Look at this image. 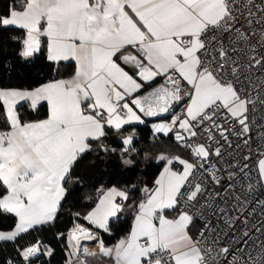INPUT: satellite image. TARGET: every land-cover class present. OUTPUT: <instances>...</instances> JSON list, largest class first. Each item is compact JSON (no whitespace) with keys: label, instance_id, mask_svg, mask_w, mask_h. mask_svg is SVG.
I'll use <instances>...</instances> for the list:
<instances>
[{"label":"snow or ice","instance_id":"snow-or-ice-1","mask_svg":"<svg viewBox=\"0 0 264 264\" xmlns=\"http://www.w3.org/2000/svg\"><path fill=\"white\" fill-rule=\"evenodd\" d=\"M238 5L239 0H12L5 5L0 32L22 33L12 38L18 39L19 56L43 55L54 75L35 86L0 87L5 121L0 128V215L16 220L12 231H0V242H16L53 224L61 202L73 192L70 185L81 179L75 168L88 155L115 156L131 168L138 154L134 126L183 101L181 114L173 112L169 122L152 128L154 136L171 134L191 159L158 155L157 163L163 162L159 175L151 187L139 189L138 201L127 205L134 215L126 235L106 247L98 232L78 227L69 253L75 260L69 264H88L87 258L96 256L108 258L106 264H264V246L256 256L245 253L247 260L236 256L244 252L249 232L237 241L235 226L227 221L229 232H217L208 219L197 233L192 231L194 210L226 211L210 203V196L201 203L209 191L207 180L215 185L222 180L211 158L222 156L221 141L231 145L230 136H248L249 112L257 103L264 106V88L252 84L257 72L264 73V0H246L247 15ZM4 45L0 39V48ZM65 67L72 74L57 79ZM158 77L164 83L153 86ZM146 86L151 91L141 94ZM45 106V119L21 116V109L39 112ZM201 170L207 178L197 176ZM258 170L264 181V158ZM128 201L129 191L102 188L85 219L111 234L112 221L120 219ZM81 236L96 241L98 252L82 247ZM17 255L20 260L3 264H37L53 250L38 241Z\"/></svg>","mask_w":264,"mask_h":264},{"label":"trees","instance_id":"trees-1","mask_svg":"<svg viewBox=\"0 0 264 264\" xmlns=\"http://www.w3.org/2000/svg\"><path fill=\"white\" fill-rule=\"evenodd\" d=\"M11 3L12 0H0V10ZM20 36L22 33L18 31L0 32V39L5 41V45L0 48V87H30L53 78L54 74L43 55L37 54L29 62L19 56L18 39L12 38ZM71 74L72 70L65 67L56 78H69ZM148 89V86L145 87L143 92ZM46 111V106L42 107L39 112H32L25 108L21 109V116L24 120H39L46 117ZM1 114L2 107H0ZM135 130L138 154L131 168L125 167L115 156L99 159L95 154L88 155L75 168V175L81 179L70 185L73 192L62 202L56 221L53 224L42 226L39 230L23 234L22 238L16 242H0V264L9 259L20 260L17 255L18 251L38 241L52 249L53 255L50 257L44 255L41 260L37 261V264H69V261L75 260V257L69 255L72 251L69 230L73 222L95 233L98 232L106 247H112L126 235L130 230L133 217V208L127 205L136 202L139 189L152 186L163 166V162L157 163V156L168 147L174 146L171 142V135L165 139H155L149 125L135 126ZM114 146L115 144L110 145V147ZM113 186L129 191V201L126 202L124 216L118 221H112L113 230L109 234L94 228L85 217L95 206L93 201L98 198V190ZM15 223V217L0 215V231H12ZM87 260L90 263L107 261L106 258L101 257L98 261L95 257H88Z\"/></svg>","mask_w":264,"mask_h":264},{"label":"built area","instance_id":"built-area-1","mask_svg":"<svg viewBox=\"0 0 264 264\" xmlns=\"http://www.w3.org/2000/svg\"><path fill=\"white\" fill-rule=\"evenodd\" d=\"M245 3L246 0H239L238 6L241 11H244L245 15H247V10L243 7ZM253 11L255 10L253 9ZM237 15H239V13H237ZM241 23H246L243 17H241ZM253 27L259 31L261 25L253 24ZM251 42L256 43L257 37L253 36ZM241 59L245 60L246 57L241 55ZM261 80H264V73L257 72L252 81L256 89L264 88V86L261 85ZM162 83H164V78L162 79ZM182 88H184L185 91L187 90L185 85H182ZM248 92H251L253 97L257 94L253 87H249ZM183 108V101L175 105L174 109L169 111V116L167 118L168 122L171 120L173 112L179 115L183 112ZM248 115L251 128L249 135L244 138L234 135L230 136L231 145L221 141L222 156H213L211 158V163L216 166L218 175L222 176V180L220 185H215L208 179V194L201 199V203H204V200L208 199L210 196V203L226 211L221 215L220 213L214 214L208 208L199 209L198 211L194 210L195 223L197 224L196 233L203 227L205 219L210 220V227L215 228L217 232L230 231L226 221L234 225L235 240L237 241L242 238L245 230L248 231L249 236L246 238L248 244L245 246L244 252L235 253L237 257H243L245 260L248 258L245 253H251L253 256H256L261 252V246H264V184L258 170L259 160L264 158L261 156V153L264 152V106L257 103L256 111H250ZM198 139L201 143L206 142V136L204 134L199 135ZM245 139L248 141L247 144L244 143ZM171 140L175 141L174 138H171ZM215 146L216 145H213V147ZM176 150L188 153V151L181 148L177 143ZM245 156L248 157L247 160L243 159ZM244 164H247L248 167L244 169V172H240L239 169ZM228 173H236V175L233 178H229ZM245 173H247V176H245ZM197 176L207 178V173L201 170L197 172ZM249 185H251V188L248 187ZM217 192L219 195H217ZM141 196L142 193L139 191L136 201H138ZM201 213H203V215H201ZM237 217H239V220ZM92 232L95 233L94 231ZM69 234L72 244L75 243V241L71 239L72 234L70 230ZM221 239L223 241L224 237L222 236ZM85 244L86 242L83 241L80 243L82 247H85ZM229 246L233 250L237 247L235 243H231ZM216 251H219L218 247ZM96 252H98V249ZM221 259L223 260V257H221ZM88 264H106V262L90 263L88 261Z\"/></svg>","mask_w":264,"mask_h":264},{"label":"crops","instance_id":"crops-1","mask_svg":"<svg viewBox=\"0 0 264 264\" xmlns=\"http://www.w3.org/2000/svg\"><path fill=\"white\" fill-rule=\"evenodd\" d=\"M32 59V58H31ZM31 59H29V60H25V61H27V62H29ZM118 62H120L121 63V61H118ZM123 66V65H122ZM127 70V69H126ZM162 79H163V77H158L155 81H153V85L154 84H156V83H159V82H162ZM147 87V86H146ZM145 89V88H144ZM144 89H142V93H143V91H144ZM141 93V94H142ZM46 118V117H45ZM45 118H43V119H45ZM143 125H149L147 122H145L144 124H137V125H135V126H143ZM134 126V127H135ZM5 127V121H4V118H3V115L1 114L0 115V128H4ZM171 142L174 144V146H172V147H168L167 149H165L163 152H161V153H164V154H167V155H180V156H182L183 158H185V159H191L190 158V156L188 155V153H186L185 151H177L176 150V143H175V141H173V140H171ZM160 153V154H161ZM162 170V169H161ZM159 175V174H158ZM263 182V184H264V181H262ZM107 189V188H106ZM63 202V201H62ZM62 202H61V204H62ZM125 208H126V206H125ZM124 208V209H125ZM124 211V210H123ZM132 215H134V211L132 212ZM124 216V213L122 212L121 214H120V218H122ZM88 221V220H87ZM114 221V220H113ZM88 223H90L89 221H88ZM91 224V223H90ZM94 228H96L93 224H91ZM192 231H193V234H195L196 233V231H197V224L195 223V227H193V229H192ZM99 250V249H98ZM96 259H97V261L100 259V256H96L95 257ZM106 258V257H105ZM108 258H106V260H107ZM97 263H99V262H97Z\"/></svg>","mask_w":264,"mask_h":264},{"label":"bare ground","instance_id":"bare-ground-1","mask_svg":"<svg viewBox=\"0 0 264 264\" xmlns=\"http://www.w3.org/2000/svg\"><path fill=\"white\" fill-rule=\"evenodd\" d=\"M78 227L82 228L84 230H87V231H91L90 229H88V228H86V227H84V226H82V225H80L78 223H73V225L70 228V233L73 234L74 230L77 229ZM82 241L86 242L85 247H88L90 250L97 251L98 246H97L96 241H94V240L89 241V240L84 239L83 236H81L79 243H81Z\"/></svg>","mask_w":264,"mask_h":264},{"label":"water","instance_id":"water-1","mask_svg":"<svg viewBox=\"0 0 264 264\" xmlns=\"http://www.w3.org/2000/svg\"><path fill=\"white\" fill-rule=\"evenodd\" d=\"M127 54V53H126ZM122 63V62H121ZM123 65V64H122ZM127 70L131 71L129 69V67L127 65H123ZM163 83L162 82H159V83H156L154 84L153 86H160L162 85ZM148 91H151V88H149L148 90H146L145 92H143L142 94H146ZM169 116V113H166V114H162L161 116H158V117H144L145 119V122L147 123H151V122H155V121H159V120H165L167 119Z\"/></svg>","mask_w":264,"mask_h":264},{"label":"rangeland","instance_id":"rangeland-1","mask_svg":"<svg viewBox=\"0 0 264 264\" xmlns=\"http://www.w3.org/2000/svg\"><path fill=\"white\" fill-rule=\"evenodd\" d=\"M161 122H168V119H165V120H159V121H155V122H151V123H148L149 124V126H150V128L152 129V132H153V128H152V125L153 124H156V123H161ZM171 134H169V136H170ZM153 137L155 138V139H165V138H167L166 136H164L163 134H158V135H156V136H154L153 135Z\"/></svg>","mask_w":264,"mask_h":264}]
</instances>
